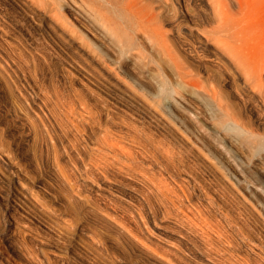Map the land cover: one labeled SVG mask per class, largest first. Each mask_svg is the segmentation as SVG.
I'll use <instances>...</instances> for the list:
<instances>
[{"label": "rangeland", "instance_id": "rangeland-1", "mask_svg": "<svg viewBox=\"0 0 264 264\" xmlns=\"http://www.w3.org/2000/svg\"><path fill=\"white\" fill-rule=\"evenodd\" d=\"M133 1L134 0H89V1L87 0L88 3L90 2L89 5L91 6L90 7L91 10L94 9V11H95V9H99V12L106 19L105 20L107 22L106 24L109 26L112 33H115L116 35H118L121 32H125L128 35V37H130V38L131 37L133 38V36H132L133 33L129 29L133 23V20H134V17H133L134 2ZM239 1H241V0H239ZM243 1H246V3H249V4H253V6L250 8V13H249V17H248V20L251 23L249 21H247V22L251 24V25L249 24L250 26L254 25L253 28L256 30L254 35H256V32H257V36L259 37V38H257V36L256 37L254 36L255 38H257L259 40V41H257L258 43L256 42L255 44H257V45L263 44L264 45V0H261L257 4H256L257 0H243ZM197 2H199V1H197ZM200 3H201V5H203L202 2H199V3H197V8H198V10L203 11L205 9V6L199 5ZM89 5H87V6L89 7ZM227 5H229V3ZM199 7H200V9H199ZM228 8L230 10V13L232 14V18H235V16L238 18V8L239 7L236 4V2L231 3V1H230V5L228 6ZM22 9H25V10H22ZM25 11L27 13H30L29 8L26 9V7H24V6L21 7V5L17 6V4H15L14 1L12 2V0H0V15H1L0 16V19H1L0 25H2L1 27H4V29H6V32H7V34H6V33H3L0 31V48L2 49V50L0 49V52H1L0 54H2V55H0V61H1L0 62V264H60L56 260H54L55 255L58 253V251H56V249L54 248V242H57V240H58V242L65 241V244L69 248L66 254L62 253V258H64V260H66V262H64L65 264H85L79 257L76 256V254H74L73 248H77V247L81 248L79 243L81 244L82 241H84L83 240L84 238H85V241H86V239L89 241L88 235H91L90 237H95V240H96V238L98 237V235H96L97 233L100 235V238H98V240L99 239L102 240L101 241L102 245L100 244V241H96V244L97 245L99 244L98 245V247H100L99 249H102V251H100V252H102V254H104V255H102V257L100 256L101 259L99 261V264H105V263L114 264L113 261H115V264H132V263L133 264H144V263L145 264H155L156 262H157L156 264H159L158 261L155 260L150 255L148 257V255L145 254L140 249V247H137L138 246L137 244L131 242L128 238H126L124 235L120 234V232H118L117 230H116L117 231L116 232L115 231L116 228H112L113 226L110 225L111 223H109L102 216L104 214L102 211L104 204H102V203L106 199V196L108 197V195H109V197H110V194H111V197H112V195L113 196L115 194L117 195L116 197H117L118 203L122 199H124V200H122V202H120V203H122L121 205H123L124 207L125 206L128 207L127 205H131L133 207L139 206V208H140L141 203H142L143 206H141V207L144 208V210L142 209L141 212H144V216L146 215V217L148 218L147 220L149 221L147 223V224H149V225H147L149 234L147 232H146V234H144L145 235V237H143L144 241L148 244V246L150 245L149 247H151V248L153 247L152 249L157 247V250H159V251H161L160 249L164 250L163 248L166 249L167 248L166 246L169 245V241H171V244L173 243V245H171V246H175V243L178 244L176 246L177 247L179 246L181 249L180 250L178 247V249L180 250L179 251L180 252L179 253V259L182 256L179 261L175 260L176 263H178V264H187V263L188 264H217L216 261L218 262V264H221V262H219V261H221L222 259L225 260L226 259L225 257H228V259L232 260V262H231V261H228V259H227L226 264L227 263L233 264L234 260L239 255L243 257V261H241L242 259L240 258V256L237 258L241 264L244 263V258L245 259L247 258L246 259L247 262L245 261L246 264H248V263L249 264H256L257 261H259V263H257V264H261L262 262L264 264V261H263L264 260L263 259L264 258V175H263L264 174V172H263L264 167L262 166V165H264V110H262L264 108L261 106L260 102H258L259 101L257 99L258 97L252 96L251 92L242 88V85L239 83L240 80H237L238 82L235 81V83H237V84L233 83L235 85V86L233 85L234 87H232V83H231L230 85H226L224 87V89H222L221 87L219 88L216 81L214 80V78L218 75V73H216V71H218V69L215 71V73L211 72L209 74V78H210V80H209L210 84L209 85L214 87L215 89L219 88L220 91L218 89L217 90H218L219 96L221 95L220 101H222L224 98H225L224 103H228L230 101L229 111L231 110V112L234 115H241L242 118L246 122H248V121L250 122V126L246 130V131H248V129L250 128L248 132H246L243 128L239 127L238 125L234 124L233 122H229V123L226 122L225 125H221L222 127L213 128L212 124L215 123L214 119L216 118L215 116H216V113L218 112V108L216 109V107H215V106H217V101H214L213 99H211L206 94V92L203 91L202 88L197 89L196 87L194 88V86L190 87V85L183 86L185 84L183 82L178 84L179 79H178V77H176L177 75L175 72H174V74L172 73L173 69L170 66L166 67L167 70L166 69L162 70V72L166 71L165 74L163 73L164 77H165V75L167 77V79L165 78L166 82H167V80H169L167 82L166 87H164V92H163V89H162L163 87H159L156 85L153 88V87L149 86V84L145 81L146 79H148V81L149 80L151 81V76L149 74H147V72L145 73V70H144L145 67L142 68L144 70V71L143 70L142 71L145 74H147L148 76L147 75L145 76V74L142 71H141V73L137 74V71L132 69L133 67L136 69V65L133 66L131 64V61H129L127 59V57H119L120 58L119 59L116 56L114 57V55L109 51L108 48H110V47L112 48L113 45H111L110 47H107L105 45L98 44V43H96L97 41H95V39H93V38L91 41L89 39L90 35L87 34V36H85L86 34H82L81 30H79V28H76V30L82 34V37L85 38V40L87 42L86 44H88V46H90L91 51L93 52V54L95 56H97L98 60L100 61V63L104 67L103 75H98L95 73L92 74V71L91 72L85 71L83 73L81 69H78V67L73 66L74 62L73 61L70 62V59H68L66 57V55L61 51V49L59 50V47H57L55 44H53L52 37L50 35H48L46 33L44 34L43 32L39 33L40 31H36L31 27L28 30L29 27H28L27 23H25L26 20L23 19L24 17L26 19L28 18ZM204 11H207V10H204ZM1 17H3V20L6 23L2 20ZM87 21H88V19H87ZM1 22L4 24H2ZM88 22L91 23L90 20ZM88 22H87V26H90V28H92L93 23L88 25ZM22 24H23V26H22ZM25 24L27 26H25ZM4 25H6V26H4ZM204 25L207 27L209 25H211V27H212L215 24L212 21H210L209 23H205ZM211 27H209V28H211ZM25 28H27V30ZM209 28H205V29H209ZM248 28H250V27H248ZM8 29L10 30L9 32H8ZM93 29H95V28L93 27ZM13 30H15V31H13ZM17 31H18V33H17ZM21 32H23V33H21ZM94 32H96V31H94ZM35 34L38 36L36 37ZM99 34H101V32ZM20 35H24L25 37L24 36L22 37ZM17 36H18V38H17ZM19 37H20V39H19ZM40 37L42 39L44 38L46 41H48L47 44H46V41L44 43V41H42V39L40 40ZM37 38H39L38 39V40H40L39 42L36 41ZM16 39H19V40L22 39V40L21 41L18 40V42H20V43L17 44ZM33 39H35V40H33ZM193 39L190 38L189 41L190 42L191 41L196 42V43H194V42L193 43L196 47H199L197 49L200 50L199 51L200 54L201 53L206 54V55H204L205 56L204 60L209 61V62H207L208 64L213 63L211 61V58L213 57V52H214L213 48L209 47V45H207V43H205L202 39H200V40L198 39L200 42L196 38L194 40ZM78 40L81 41L82 38H78ZM256 40H254L252 43H254ZM35 42H37V43H35ZM40 42L41 43L43 42L44 45H43V43L41 44ZM38 43H40L41 46H40V44L37 45ZM252 43H250V44H252ZM198 44H200V45H198ZM19 45H21V46H19ZM50 45L52 46V48ZM22 47H25L26 50ZM114 47L115 46H113V48ZM28 48L29 49L31 48L32 51L29 50ZM33 48H36L37 50L33 49ZM206 48H208V49H206ZM262 48H264V47H262ZM40 49H41V52H43L41 57L44 56V54L47 57L44 56L43 58H40L39 54H41V52L38 51ZM56 49H58V50H56ZM145 49H146L145 51L151 50L147 46ZM27 51H29V52L27 53ZM5 52L7 55L5 54ZM29 53L32 56L29 55ZM146 53H148V52H146ZM152 56H154L153 59H155V61H154L155 64L152 62V66L154 64L156 67L160 68L163 64H162L161 59H159V55L154 53V54H152ZM3 58H5V59H3ZM64 59H66L65 60L66 62L64 61ZM121 59H123V61H125V63L128 62L129 65L125 66V63ZM2 60H4V61H2ZM69 62L72 63V65ZM146 63H147V60L146 61L144 60L143 64H146ZM72 66H73V68L74 67H76V68L73 69ZM213 67L216 68V66H213ZM96 69H98V68L96 67ZM220 70H222V69L220 68ZM86 72L91 76H89ZM201 72H202V75H206V73H207L203 69L201 70ZM140 74L144 77L140 76ZM212 74L213 75L215 74V75L212 76ZM83 75H84V77H83ZM86 75H87V77H86ZM138 75H139V77H138ZM225 75H227V74H225ZM110 82L111 83L113 82V84L115 82H117L118 84H120L121 88L123 87L122 89L119 90V92L121 94H123L124 96H126L127 98H129V100H130V103L125 101L126 106L123 107L125 109H122V110L119 108L116 109V107L114 106L115 107L114 108L113 105L110 103H109L110 105H108L109 107L106 105L108 103V101L105 100L104 97H107V95L105 94V92L103 90H105V91L109 90L106 88L107 85H108V87L113 88V86H112L113 84H111ZM102 85L103 86L106 85L105 88L107 90ZM178 85H179V87H178ZM98 86H100L103 90H101V88H99ZM236 86H238V88ZM235 87L239 90L242 88L241 89L242 91L240 90V92H239V90L238 91L235 90L236 89ZM72 89H74L75 91ZM173 89H174V91H173ZM176 89H178V91H176V93L178 92V94L175 93V95H174V92ZM69 90L73 91L72 97L75 96L74 100L77 99L78 95L81 97L85 94L84 95L85 101L88 103V105L91 106L92 109L96 108V114L98 116L97 118H99L98 120L100 122V123L98 122L97 118L96 119L94 118L95 120L93 119L94 122L96 123V125H95L96 127L94 126L95 123L93 121H91V123L93 122L94 124L92 123L91 125H90V123H86V122L84 123L85 125H83L84 127L82 125H79L80 126V127H78L79 130L77 129L76 126H73L72 124L70 125V123H71L70 119H72V118L69 117L67 114L63 113V112H65V110H63V109H66V108L63 107L61 109V107L65 104L63 102L68 101V99L70 100L72 98V97H70L71 91H69ZM165 90H166V92H165ZM221 90H223V93ZM77 92H79V93H77ZM179 92H181V94ZM61 94L62 95L64 94L65 97H64V95L62 96ZM68 94H69L70 98H67V100H65L66 96L68 97ZM181 95L184 98L183 100L181 98L180 99L178 98ZM58 96L59 97L61 96V97L58 98ZM102 97L104 98V100ZM221 97H223V99ZM44 98H46V99H44ZM107 98H109V97H107ZM56 99H59L60 101H57ZM61 99L63 100V102H61L62 101ZM44 100H46V101H44ZM55 100H56V102H54ZM27 101H28V103H27ZM43 101H44V103H43ZM48 101H49V103H48ZM94 101H96V102H94ZM183 101H186L187 103L186 102L183 103ZM40 102H42L43 104H41ZM45 102H47V103H45ZM76 102L79 103L77 100H76ZM103 102H104V104H103ZM143 102H145V103H143ZM39 103L43 107L40 108ZM195 103H197V104L199 103V106L202 103L203 104L202 108L206 107V106H204V104L205 105L208 104V106L204 109V111L207 110L205 112V118L206 119L199 117L195 113V111L193 110ZM27 104L29 106H27ZM35 104H37V105H35ZM60 104H63V105H60ZM95 104H97V105H95ZM101 104H102V106H99ZM52 105L53 106L55 105V106L53 108H51ZM151 105H153L157 110H155V108L152 109ZM190 105H191V107H190ZM37 106H38V108H37ZM47 106H48V108H47ZM56 106H58V107L60 106V107L58 108ZM78 106H79V104H77V106H76L77 110H75L77 114H79L78 109H79V111L81 110V107L80 106L78 107ZM110 106L113 109H111ZM136 106H138L139 108ZM28 107H30V108H28ZM65 107H66V104H65ZM129 107L131 108V110ZM212 107H215V110ZM49 108H50V110H49ZM107 108L109 111L111 109L110 112L108 111L109 113L107 112L108 114H110L108 116H107V113L105 112V111H107ZM150 108L152 111L149 110ZM41 109L44 110L45 113L41 114V112H44ZM209 109H213V112L209 111ZM26 110L29 112H27ZM33 110L34 111L35 110L40 111L39 116L41 115L42 119L40 117H36L37 115H35ZM53 110H56L57 114L54 113L55 111H53ZM97 110H99V111H97ZM125 110L126 111L128 110L129 112L128 111L126 112ZM48 111H53V112L51 114H49L50 112H48ZM214 111H216V112H214ZM59 112H60V115L65 114L66 117L63 115L62 116L58 115ZM157 112H158V114H157ZM209 112H212L213 115L212 114L209 115ZM52 114H54V115H52ZM44 115L46 117H44ZM159 115H161L162 118ZM51 116H52V118H51ZM59 116L62 118L63 117H65V118L61 119ZM110 116H112L113 118ZM207 116L211 117V118H208ZM77 117H79V116H77ZM105 117L107 119H105ZM119 117H121V118L119 119ZM212 117H215V118L213 119ZM35 118L37 120L39 118L40 119H39V121H36V120H34ZM45 118H47V119L49 118L50 121L46 120ZM59 118H60V120L57 121V119H59ZM111 118H112L113 122L110 120ZM114 118H115V120H114ZM41 120H44L45 124L47 122V125H48L47 128L48 129L45 127L47 125H43L44 123ZM64 120L69 125L67 123L65 124ZM107 120H109V121H107ZM106 121L109 123L111 122V123L110 124L106 123ZM37 122H39V123H37ZM59 122H61V124L64 127H62V125H57V124H60ZM75 122H77V121H75ZM116 122H118V123H116ZM161 122L163 123V125L161 124ZM104 123H105V125H104ZM121 123H122V125H121ZM156 123H158V124H156ZM97 124L99 126L101 124L102 126L99 128V126ZM127 124H129V125H127ZM164 124H166V125H164ZM67 125H68V127H67ZM103 125L107 126V127L103 128ZM125 125H127V127ZM59 126H61V127H59ZM69 126L70 127L73 126V127H71L73 129V133H72V131H70ZM85 126H87V127H85ZM93 126L95 127V129ZM120 126H121V129H120ZM111 127L117 133H118V130H120L119 133L123 132V133L129 134L131 132L130 135H133V136L136 135V137L138 136L137 138L140 137L139 134H141V133H142L141 137H144L145 135L146 136L150 135V137L154 136L156 138V140L160 138V141L155 140L156 142L154 140H150V141H152L151 143L154 142L153 146H155L156 143L159 144L158 146H161L162 144H165L166 141H167L166 144L170 145L173 142V140L175 141V138H176L175 142L177 145H175V142H174V144L171 145L172 147L169 146L170 148L175 149V151L173 150V157L176 153H178L180 151H183L184 154L190 153V151L188 152L187 150L191 149V154H187V155L185 154L186 156L184 155V157H182L183 152H181L182 154L181 153L178 154V158H177V154H176L174 157L175 159H174L173 166L168 167V169H169V170H167L168 172L166 170H164L163 167H160L159 165H157V167L155 166V168H156V170H159L160 168H162L161 170L165 173L164 177L167 180L170 178V180H168V181L173 180V182H174V180L176 179L177 183H179V184H182L181 182H183L182 188L187 187L188 185L186 186V184L190 183L189 187L187 189L186 188L183 189V190H186L187 192L185 191V193L182 194V199L184 198V200L186 201L187 199L185 198V196L189 197V198L192 197L193 199L188 198L189 201L187 200V202H185L183 200L184 204L186 203L185 204L186 206L188 204H190L188 208L193 209L194 212L200 210V211L204 212L207 216L211 215V216L207 217L204 214L207 217V219L208 218L212 219L211 222L214 221L215 219L217 220L216 222L214 221L213 223L214 224L217 223L219 225V228L222 227V229L220 228L221 233L225 232L222 234V238L219 239L217 237V239H219L220 241L216 239L215 234L213 232H211V230H210V234H212V235H210V238H209V240H212L211 242H209V240L206 241L207 238H205V237L203 238L202 235H199L200 231H198V233L196 235V232L199 229L198 228L193 229L194 226L192 227L191 224H187V222H188L187 219L184 221V217L182 218L181 215H180V217L183 219V221L180 217L179 218L181 219V222L185 223L187 221L185 224L181 223L178 218H177L178 220H176V219L174 220V215H172L170 213L166 214L167 217H165L164 215L166 212L163 211V206H161L162 203L159 202V201H161L160 195H159V197L156 195L158 197V198H156V196H154L153 192H152L153 194L150 193V191L148 192L147 189L144 188V186H143L144 184L142 185L143 182H141L140 177L136 178V176H133V177L127 176V178H126V176H125L122 179H121V177L118 178L120 180V181L119 180L118 181L122 183V186L125 185L126 188H128L132 192H128L126 189L125 190L119 189L120 193L119 192L116 193L114 191L115 190L114 186H115V184L118 183V181H114V180L112 181L113 183L111 184L112 188L108 189V187H106V188L101 189L107 193H105L101 190L99 191L95 186H93L91 184V181H92L91 178H90V180H88V178L90 176L88 174H84L85 172L84 173L82 172V170L84 171L83 166H81V164L79 162H77V156H76L77 154L75 151L76 147H78L77 149H79V150L81 148L80 151L82 152L83 157H85L84 156L85 154L82 151L83 147H81L82 145L80 146V144H83V142H81L82 140L79 141L80 139L78 137H81V139H82V138H86L85 136H87V135H92V136H87V137H90V139H91V137H94L95 135L103 134L104 131H105L104 133L109 132V131L111 132L113 130ZM67 128L69 129V131ZM87 128H89V129H87ZM91 128H93V130ZM97 128H99V130ZM131 128L133 130L130 131L129 129H131ZM153 128H154V130H153ZM161 128H163V129H161ZM75 129H77V130L75 131ZM80 129H83V130H80ZM164 129H165V131H164ZM45 130H50V131H45ZM63 130H64V132H63ZM84 130H85L87 135L83 132ZM127 130L129 131V133L125 132ZM134 130L136 132L138 130V132L136 133ZM147 130H148V132H147ZM142 131L146 132L147 134L144 133V135H143ZM166 131L167 132L171 131L172 133L170 132L171 134H168V133H166ZM45 132H47L48 134L46 135ZM62 132H63V134H62ZM69 132H71L72 135ZM97 132H98V134H97ZM149 132L153 135H151ZM162 132H164V135L161 134ZM78 133L80 135L83 134V136H80ZM91 133H93V134H91ZM74 134H76V136L78 135L77 138L79 140L74 137ZM224 134H226L229 137V139L233 140L234 144H236L235 147L233 145H231L230 143H228L223 138ZM181 135L184 136L185 139L181 138ZM50 136L52 137L51 140L49 139V138H51ZM69 136L71 138H68ZM157 136H159V137H157ZM162 136H163V138H162ZM167 137H168V139L165 140ZM170 137H172V138H170ZM54 138H56V139H54ZM186 138H188V139H186ZM68 139H69V141H68ZM52 140H53V142H52ZM92 140L93 139H91L90 141H92ZM162 140H164L163 141L164 143L161 142ZM169 140H171V141L168 142ZM178 140H179V142H178ZM61 141H62V143H60ZM71 141L73 143L75 142L74 143L75 146L72 144ZM87 141H88V144L92 145V143L89 141V139H87ZM259 141H260V143H259ZM47 142H49V143L47 144ZM79 142H80V144L78 146ZM158 142H161V145ZM180 142H182V143H180ZM184 142H186V144ZM53 143L55 144L57 149L56 148L53 149L54 147H50ZM183 143H184V145H183ZM239 143H240V145H239ZM45 144H47L48 146L50 144L49 148L53 152H51L49 149H47L48 146ZM67 145H68V147H67ZM174 145H175V147H174ZM179 145H181L180 148L182 150L179 148ZM73 146H74V148H73ZM183 146L184 147L186 146L185 147V149H187L186 151H184L185 149L182 148ZM69 147H70V150H69ZM192 147L195 149H193ZM63 148L68 149L67 150L68 152L66 153L65 151H63ZM238 148H239V150H238ZM73 149H75V150H73ZM176 149H179V150H176ZM55 150H56V152H55L56 154H57L58 150H59V152H60V150L62 151L61 152L62 154L60 153L58 155V157H59L58 160H57V156H55L56 154L54 153ZM52 153L54 154L53 156H51ZM65 153L66 154L71 153V154H68V156H67ZM188 155H189V157H188ZM191 155H193V156H191ZM54 156H55V158H54ZM180 156L182 157L183 160H181ZM61 157H62L63 161L61 160ZM64 158H65V161H64ZM246 158H248V159L252 158V163L249 162L248 159H246ZM70 159H71V161L72 160L76 161L75 163H74V161H72V162L78 166L76 167L70 161ZM68 160L71 164L68 162ZM54 161L58 162V164L60 161V164H61L60 167L62 169L59 168V166L56 167V163ZM66 161L68 162V164H66ZM185 161H187V163H183ZM61 162L66 165L65 167H67V166L68 167L66 169H64L65 167ZM175 162H176V164H175ZM53 163H55V165ZM69 164L71 165V167ZM72 164L76 168H73ZM169 164H171V163H169ZM177 164H178V166H177ZM180 164H182V165L188 164L189 170H188V168H186L187 166H185L186 169L185 168L181 169V168H183L184 165L182 166ZM254 164H256V165H254ZM62 165H63V167H62ZM174 166H176L175 170L172 169ZM55 167L59 168V169L55 170ZM158 167H159V169H158ZM177 167H180V168H177ZM261 167H262V169H261ZM70 168L71 169L73 168L72 169L73 171ZM257 168H259V169H257ZM75 169H77V170L75 171ZM80 169H82V170L80 171ZM177 169H179V172L182 176L181 177L182 180L179 177L180 175L178 174V171H176ZM59 170H61L62 172ZM78 170L80 172H78ZM180 170H185V171H180ZM63 171H65V172L67 171L66 173H68V172L69 173L73 172V173L68 175V174H65V172L63 173ZM174 171H176V173ZM195 171L199 174H197ZM57 172H59V173H57ZM61 174H63V175L65 174L66 176L68 175V178L71 181V183L74 181L73 184L74 183L76 184V182L78 181L77 182L78 184L74 185V186L75 187L77 186L76 189L79 191L80 195L78 194V196H74L73 194L69 193V196H66L68 194V192H70V191H69V188H67V186H68L67 183L63 182L64 180H63ZM174 174H176L177 176H175ZM74 175H76V176H74ZM82 175H85V176H82ZM166 175H168V176H166ZM70 176L73 180L70 179ZM191 176H193V178ZM173 177H174V179H171ZM190 177L192 179H195L194 177H196L193 184H192L193 180ZM129 178H131V179L133 178L132 179L133 181ZM134 178H136L137 180ZM184 178H185L184 181H186L185 182L186 184L183 181ZM138 179H140L141 184H139L140 182ZM177 179L179 181L181 180V182H179ZM83 180H85L84 183H83ZM188 180L191 182H189ZM135 181H137V182H135ZM195 181H196V184H195ZM198 182L200 184L202 182V184L199 185ZM132 183H133V185H132ZM197 183H198V185H197ZM208 183H210V184H208ZM65 184H66V186H65ZM127 185H129V186H127ZM192 185H193V187H192ZM209 186H211V187L213 186V188H215V189H213ZM79 187L81 190L79 189ZM203 187H206L207 189H205ZM208 187L211 189H209ZM82 188H84L86 192ZM86 188L89 189L88 190L89 192L87 191ZM139 188H141V189H139ZM142 189H144L145 192L142 191ZM203 189L205 191L207 190L209 193H207V192L205 193V191H203ZM192 190H194L195 193ZM214 190H215L216 194H215ZM191 191H192V193H191ZM196 191H197V193H196ZM217 191L219 193H217ZM20 192H22V194L25 197H23L21 194H19ZM135 192H137V193L135 194ZM118 193H119V195H118ZM140 193H142V196H144V193H145V197L150 196V198L148 197L149 202H148V205H146V207L144 206L145 204L142 202V200L140 199L141 200V202H140L139 198H137V197H139L137 194L141 195ZM147 193H150V195ZM187 193L189 196L187 195ZM222 193H224V194H222ZM120 194H122V196ZM184 194H186V195H184ZM217 194H220V195H217ZM70 195H72V197ZM226 195L227 196L230 195V196L227 197ZM120 196L121 197L125 196V197L121 198ZM220 196H222V197H220ZM151 198L153 201L151 200ZM81 199H83V200H81ZM191 199H192V202H191ZM226 199H227V201H226ZM97 200H98L97 203H99L101 205L100 206L101 210H100V208H96V207L93 208L91 206V205H93L92 202H95ZM101 200H102V202H101ZM129 200L133 201V203H131ZM150 200H151V202H150ZM199 201L201 202V204L199 203ZM209 201H211V202H209ZM124 202H127L128 204H126ZM134 202H136V203H134ZM154 202H155V204L161 203V205H159V207H158L157 204L156 205L154 204ZM209 203H212L213 205L209 204ZM192 204H193V207H192ZM194 204L195 205L197 204V205L195 206ZM205 204H207L208 208H206ZM83 205H84V207H83ZM151 205H154V207L152 206L150 208ZM199 205H200V207L201 206H203V207L200 209ZM155 206H156V208H155ZM221 206H222V208H221ZM109 207H110V205H109ZM135 208L136 207H134V209ZM194 208H196L197 210ZM93 209H95V211ZM152 209L156 210V212L153 211ZM158 209H159V211H158ZM204 209H206V210H204ZM225 209H227V211ZM137 210H138V208H137ZM208 210H209V213H208ZM211 210H212V213H211ZM108 211H110V213L112 212L110 208H108ZM148 211H149V213H148ZM223 211L225 212V215L223 214ZM159 212H161V214ZM218 212H220V213H218ZM226 212H227V214H226ZM228 212H229V214H228ZM153 213H154V215H153ZM158 214H160L162 217ZM169 214H170V216L171 215L172 216L169 217ZM236 214H237V216H236ZM74 215L76 216V218H75L76 220L73 218V217H75ZM99 215H101V216H99ZM149 215H151V216H149ZM204 215H203V217H205ZM214 215L216 217L218 215V217L216 218ZM228 215H231V216L228 217ZM239 215H241V216H239ZM163 216L165 218H167V220ZM212 216H214L215 218ZM234 216H235V218H234ZM71 217L73 219H71ZM100 217L101 218L103 217L102 220ZM230 217H231L232 221L230 220ZM254 217H255V219L253 220ZM35 218L39 219L44 225H46L47 228L43 227V225H41L39 222H37ZM56 218H57V220H56ZM169 218L170 219L172 218L171 220H173V221L169 220ZM224 218L225 219L228 218V221H227V219L225 220ZM233 219H236V220H233ZM244 219H246V221ZM68 220H70L72 224L74 222H76V225L74 223L71 226V224L68 223ZM105 220H106V222H104ZM150 220L151 221L153 220L152 223ZM155 220L158 222H155ZM219 220H221V223ZM61 221L64 224H62ZM159 221L162 224L163 223L166 224L167 221L168 222L171 221V222L167 223L166 225L163 224V226H162V224L159 223ZM174 221L176 222L175 226L173 224ZM177 221L181 225H179L177 223ZM244 221H245V224L243 223ZM262 221H263V223H262ZM60 222H61V224H60ZM230 222H232V223H230ZM237 222H239V223L237 224ZM105 223L108 225H106ZM128 223H130L129 225H131V226L133 225L132 227H134V223H132V222H128ZM155 223H157V225H159L160 227H158ZM170 223H172L173 225L171 226ZM65 224H67V225L69 224V225L67 226ZM182 224H183V226H185L187 224V226L182 227ZM224 224H225V226H224ZM240 224H242L241 226H244L241 228H243L245 230L242 229V231H241V228L239 226ZM151 225H153V227H151ZM176 225H178V226H176ZM188 225H190V226H188ZM169 226L172 229L173 228L174 229L176 228V229L175 230L169 229ZM223 226L224 227L227 226L226 228H229L228 231L226 229H224ZM234 226L236 228H234ZM70 228H71V233L69 231ZM165 228H166V232L162 231V229L165 230ZM239 228H240V230H239ZM67 229H69V230H67ZM113 229L116 232V233L115 232L114 233L117 234V237H116V235H114ZM177 229H179L181 231L178 230L179 232H177L176 231ZM185 229H187V231ZM90 230H92V231H90ZM154 230H155V232H154ZM160 230L163 234L161 232H159ZM194 230L196 231L194 233V235H196V236L192 235L193 233H191V231L194 232ZM233 230L235 232H233ZM184 231H185V233H184ZM229 231H231V233ZM243 231H244V233H243ZM88 232H90V233H88ZM93 232L95 233V235ZM169 232L171 235L169 234ZM188 232H189V234H188ZM228 232L230 234L227 235L226 233H228ZM178 233H180V234L178 235ZM59 234H61L62 236ZM85 234H88V235H85ZM168 234H169V236H168ZM184 234H186V235H184ZM57 235H59V237ZM146 235H148V236H146ZM159 235H161V236H159ZM226 235L229 238L231 237L230 239L232 240V242H235V243H231L229 238H228L229 242H227L228 240H226V238H227ZM229 235H233L234 238H233V236H229ZM119 236H120V239L118 238ZM121 236H123V237H121ZM183 236H184V238H183ZM200 236H201V238H199ZM211 236H213L215 238L211 239V238H213ZM57 237L59 239H57ZM124 237H125V239H124ZM146 237L153 239L154 242L151 239L149 240L150 241L149 242L148 241L149 238L146 240L145 239ZM153 237H156V238L159 237L160 239H158V241L159 240L162 241L166 237L169 241L165 238V240H163L164 241L163 243L165 245L161 241H159V242L156 241L159 244L162 243V245L160 244V246H159V244H156V242H155V240H157V239L156 238L154 239ZM169 237L171 238V240ZM181 237L184 239V241L182 240ZM195 237H198V238L196 239ZM223 237H226V238H223ZM235 237L238 238V245H236L237 240ZM240 237H242V238H240ZM60 239H62V240H60ZM116 239H118L121 242L119 243L118 240L115 242ZM172 239L173 240L175 239L174 241H176V242H173ZM225 240H226L227 244L224 242ZM113 241H114V243H113ZM128 241H129V243H127ZM165 241H168V244H166ZM177 241H179V242H177ZM218 241H219V243H217ZM243 241H244V243H243ZM125 242H126V244H125ZM180 242H182V243H180ZM204 242L207 243V245L211 244L212 242L213 243L216 242L215 244L219 245V246H217L218 249H215L216 248L215 244L212 243L213 245H215L214 247L212 246V244L209 246H205L206 244ZM47 243H50L51 246ZM121 243H122L123 247H119V245ZM203 243L205 245H203ZM221 243H222V245H221ZM224 243H225V246H230L229 244L231 243V246L225 248V246L223 245ZM122 245H120V246H122ZM134 245H136V246H134ZM221 246H223L227 251H224L225 249L223 250V247H221ZM234 246H235V248L239 246L238 248H236L238 251L235 248H233ZM181 247H183V249H184L183 252H182ZM208 247L211 248V250H209ZM212 247L214 249V252L212 250ZM231 248H232V250H231ZM108 250H111V251L113 250L112 252L114 254L109 253ZM217 250H218V253H217ZM219 250H221L222 252L220 251V253H219ZM233 250L234 251L236 250L235 254L232 252ZM126 252H127L128 256H127V254H125ZM137 252H139V253H137ZM227 252H229L230 254ZM205 253H209V255H212L213 257L209 256L208 254H205ZM221 253H223V255ZM231 253L233 255H237V254L238 255L236 256V258H234L235 257L234 256L232 259L233 255L229 256V255H231ZM105 254L106 255L112 254V255L106 256ZM141 254H143V255H141ZM218 254H221L222 257ZM226 254L228 256H226ZM95 255H96V253H95ZM206 255L211 257L212 259L214 258V260L216 258H219L220 260L219 259L215 260V261L214 260L212 261V259L208 260V257H206ZM258 255H259V257L260 256L261 257L259 258ZM111 256L112 257L114 256L113 259H115V260H113ZM115 256H116V258H115ZM132 257H134V259L136 258L135 259L136 262L133 261L134 259ZM94 258H98V256H96ZM185 258H187V259H185ZM107 259L110 261H108ZM101 260H102V262H101ZM126 260H127V262H126ZM223 260H222V264L225 263V261H223ZM261 260H262V262H260ZM140 261H141V263H140ZM183 262H185V263H183ZM213 262H215V263H213ZM239 262H238V264H239Z\"/></svg>", "mask_w": 264, "mask_h": 264}, {"label": "bare ground", "instance_id": "bare-ground-1", "mask_svg": "<svg viewBox=\"0 0 264 264\" xmlns=\"http://www.w3.org/2000/svg\"><path fill=\"white\" fill-rule=\"evenodd\" d=\"M15 2V4H17V6L19 5H21V7H26V9H28L29 8V12L30 13H27L26 11H25V13H26V15L28 16V18L26 19L25 17L23 18L24 20H26L25 21V23H27V25H28V30L30 29V27L31 28H33L34 30H36V31H40L39 33H41V32H43L44 34L46 33V34H48V35H50L51 37H52V41H53V44H55L57 47H59V50L61 49V51L66 55V57L68 58V59H70V62H74V64H73V66H76V67H78V69H81L82 70V72L84 73L85 71H92V74L93 73H95V74H98V75H103V69H104V67L102 66V64L100 63V61L98 60V58H97V56H95L94 54H93V52L91 51V49H90V46H88V44H86L87 42H86V40H85V38H83L82 37V34H86L85 36H87V34L88 35H90L89 37V39L92 41V38L93 39H95V41H97L96 43H98V44H101V45H105V46H107V47H110L111 45H113V46H115L114 48H113V46H112V48L110 47V48H108L109 49V51L114 55V57L116 56L117 58H119V57H127V59L129 60V61H131V64L133 65V66H135L136 65V69L133 67L132 69H134L135 71H137V74L138 73H141V71L143 70L142 68L143 67H145L144 68V70H145V73L147 72V74H149L150 76H151V81L149 80L148 81V79H144L148 84H149V86H151V87H153L154 88V86H159V87H163L162 89H163V92H164V87H166V85H167V82L169 81V80H167V82H166V79H167V77H166V75H165V77H164V74H165V72H162V70H164V69H166V67L167 66H170L172 69H173V71H172V73L174 74V72L176 73V77H178V79H179V83L178 84H180L181 82H183V83H185L183 86H188V85H190V87L192 86H194V88L196 87L197 89H200V88H202L203 89V91H205L206 92V94L211 98V99H213L214 101H217V106H215L216 107V109L218 108V112L216 113V118L215 117H212L213 119H214V122L215 123H213L211 126L213 127V128H218V127H222L221 125H225L226 124V122L227 123H229V122H233L234 124H236V125H238L239 127H241V128H243L245 131L247 130V128L250 126V122L248 121V122H246L243 118H242V116L241 115H234L232 112H231V110L229 111V109H230V107H229V103H230V101L228 102V103H224V99H223V97H221L223 100L222 101H220V96H219V94H218V90H219V88L221 87L222 89H224V87L226 86V85H230L231 83H232V87H234L235 85L234 84H237V83H235V81H237V80H240V84L242 85V88H244L245 90H247V91H249V92H251L252 93V96H255V97H258L257 99L259 100L258 102H260V104H261V106L264 108V48H262V47H264V45L262 46V45H257V44H255L257 41H259L257 38H259L258 36H257V32H256V35H254L255 34V29L253 28L254 27V25H252V26H250L251 24V22L248 20V17H249V13H250V8L253 6V4H249V3H246V1H243V0H241V1H239V0H134L133 2H134V14H133V17H134V20H133V23H132V25H131V27L129 28L131 31H132V33H133V38L131 37H128V35L125 33V32H121L120 34H118V35H116L115 33H112L111 32V30H110V28H109V26L106 24L107 22L105 21L106 19L102 16V14L99 12V9H95V11H94V9L93 10H91L90 9V2L88 3L87 2V0H12V2ZM89 1V0H88ZM197 1H199V2H202L203 3V5L205 6V9L204 10H207V11H200V10H198V8H197V3H199V2H197ZM227 1V2H226ZM229 1V2H228ZM230 1H231V3L232 2H236V4L238 5V18L235 16V18H232V14L230 13V10H229V8H228V6L230 5ZM261 0H257V2H256V4L257 3H259ZM19 2V3H18ZM197 2V3H196ZM196 3V4H195ZM229 3V5H227ZM87 5H89V7L87 6ZM199 5H201V3L199 4ZM198 5V6H199ZM203 5H201V6H203ZM199 9H200V7H199ZM22 10H25V9H22ZM1 16V15H0ZM234 16V15H233ZM2 18V20H3V17H1ZM87 19H88V21L90 20L91 21V23H93V26H92V28H90V26H87ZM1 20V19H0ZM4 21V20H3ZM2 21V22H3ZM210 21H212L215 25H213L212 27H211V25H209L208 27L207 26H205L204 24L205 23H209ZM247 21H249L250 23H248ZM1 22V23H2ZM5 22V21H4ZM6 23V22H5ZM23 23V22H22ZM90 22H88V25H90L91 24ZM2 24H4V23H2ZM250 24V25H249ZM14 25V24H13ZM26 24H25V26H27ZM208 25V24H207ZM2 25H0V31L1 32H3V33H6L7 34V32H6V29H4V27H1ZM4 26H6V25H4ZM22 26H23V24H22ZM250 27V28H248V27ZM13 27V26H12ZM15 27V26H14ZM93 27L95 28V29H93ZM126 27V26H125ZM209 27H211V28H209ZM17 28V27H16ZM15 28V29H16ZM76 28H79V30H81V32H82V34L81 33H79L77 30H76ZM128 28V27H127ZM205 28H209V29H205ZM14 29V28H13ZM26 30H27V28H25ZM12 30V29H11ZM17 30V29H16ZM32 30V29H31ZM10 30L8 29V32H9ZM13 31H15V30H13ZM94 31H96V32H94ZM20 32V31H19ZM101 32V34H99V33ZM17 33H18V31H17ZM21 33H23V32H21ZM38 33V32H37ZM36 33V34H37ZM5 34V35H6ZM29 34V33H28ZM35 34V35H36ZM40 35V34H39ZM47 35V36H48ZM20 36H24V35H20ZM33 36V35H32ZM38 35H36V37H37ZM54 36V37H53ZM252 36V37H251ZM257 36V38H255V37ZM25 37V36H24ZM17 38H18V36H17ZM35 38V37H34ZM49 38V37H48ZM78 38H82V40L81 41H79L78 40ZM190 38H196L197 40L199 39H202L205 43H207V45H209V47H211V48H213V57L211 58V61L213 62V63H210V64H208L207 62H209V61H206V60H204V55H206L205 53L204 54H200V50L199 49H197V48H199V47H196L195 45H194V43H196L195 41H189V39ZM253 38V39H252ZM255 38V39H254ZM19 39H20V37H19ZM19 39H16L17 41H16V43L18 44V43H20V42H18V40ZM26 39V38H25ZM32 39V38H31ZM39 38H37V42H39L42 38L40 37V40H38ZM44 39V38H43ZM42 39V41H44V43H45V39L43 40ZM193 39V40H194ZM252 39V40H251ZM257 39V40H256ZM22 40V39H21ZM21 40H19V41H21ZM33 40H35V39H33ZM198 40V41H199ZM254 40H256L254 43H252ZM251 41V42H250ZM37 42H35V43H37ZM47 42L48 41H46V44H47ZM194 42V43H193ZM200 42V41H199ZM41 43V42H40ZM40 43H38L37 45H39ZM43 43V42H42ZM41 43V44H42ZM44 43H43V45H44ZM95 43V42H94ZM193 43V44H192ZM250 43H252V44H250ZM258 43V42H257ZM22 44V43H21ZM30 44V43H29ZM34 44V43H33ZM41 44H40V46H41ZM97 44V45H98ZM255 44V45H254ZM35 45V44H34ZM198 45H200V44H198ZM19 46H21V45H19ZM24 46V45H23ZM49 46V45H48ZM51 46V45H50ZM99 46V45H98ZM146 46L149 48V49H151L150 51H145L146 49ZM16 47V46H15ZM32 47V46H31ZM39 47V46H38ZM43 47V46H42ZM204 47V46H203ZM22 48H24L25 49V47H22ZM37 48V47H36ZM36 48H33V49H36ZM45 48V47H44ZM48 48V47H47ZM51 48H52V46H51ZM1 49V48H0ZM29 49V48H28ZM27 49V50H28ZM42 49V48H41ZM41 49L40 50H38V51H40L41 52ZM148 49V50H149ZM206 49H208V48H206ZM2 50V49H1ZM4 50V49H3ZM26 50V49H25ZM29 50H31V48L29 49ZM37 50V49H36ZM35 50V51H36ZM56 50H58V49H56ZM32 51V50H31ZM29 51H27V53H28ZM34 52V51H33ZM37 52V51H36ZM35 52V53H36ZM57 52V51H56ZM55 52V53H56ZM146 52H148V53H146ZM1 53V52H0ZM32 53V52H31ZM34 53V54H35ZM154 53H156V54H158L159 55V59H161V61H162V66L160 67V68H158V67H156L154 64V61H155V59H153V57L154 56H152V54H154ZM5 54H6V52H5ZM43 54V52H41V54H39L40 55V58H43L44 56H45V54H44V56H42L41 57V55ZM0 55H2V54H0ZM7 55V54H6ZM29 55H31L30 53H29ZM32 56V55H31ZM35 56V55H34ZM37 56V55H36ZM45 57H47V56H45ZM2 58V57H1ZM35 58V57H34ZM64 58V57H63ZM3 59H5V58H3ZM120 59V58H119ZM124 59V58H123ZM123 59H121L122 61H123ZM126 59V58H125ZM44 60V59H43ZM66 59H64V61H65ZM144 60L146 61L147 60V63L146 64H143L144 63ZM2 61H4V60H2ZM45 61V60H44ZM206 61V62H205ZM1 62V61H0ZM66 62V61H65ZM69 62V63H70ZM124 63H125V61H123ZM152 62L154 63L153 64V66H152ZM68 63V62H67ZM71 65H72V63H70ZM127 65H129L128 64V62H126L125 63V66H127ZM73 66H72V68H73ZM131 66V65H130ZM213 66H216V68L215 67H213ZM76 67H74V68H76ZM96 67L98 68V69H96ZM169 67V68H170ZM73 68V69H74ZM220 68L222 69V70H220ZM205 70L207 73H206V75H202V72H201V70ZM218 69V71H216ZM143 70V71H144ZM167 70V69H166ZM142 71V72H143ZM215 71H216V73H218V75L214 78V80L216 81V83H217V85H218V87L219 88H214V87H212V86H210L209 84V80H210V78H209V74L211 73V72H214L215 73ZM225 73V74H227V75H225L223 72ZM81 72V73H82ZM87 73V72H86ZM144 73V72H143ZM144 73V74H145ZM164 73V74H163ZM168 73V72H167ZM88 74V73H87ZM143 74V75H144ZM147 74H145V76L147 75ZM201 74V75H200ZM89 75V74H88ZM215 75V74H214ZM213 74H212V76H214ZM89 76H91V75H89ZM88 76V77H89ZM140 76H142L141 74H140ZM148 76V75H147ZM149 76V77H150ZM83 77H84V75H83ZM86 77H87V75H86ZM104 77V76H103ZM138 77H139V75H138ZM142 77H144V76H142ZM141 78V77H140ZM166 78V79H165ZM89 79V78H88ZM150 79V78H149ZM238 82V81H237ZM111 83V82H110ZM146 83V84H147ZM182 83V84H183ZM234 83V84H233ZM111 84H113V82L111 83ZM181 84V85H182ZM110 85V84H109ZM234 85V86H233ZM103 86V85H102ZM106 86V85H105ZM105 86H103L104 88H105ZM113 88H111V87H108V85H107V89H109V90H107L106 88V90L107 91H105V90H103L100 86H98L99 88H101V90H103L104 92H105V94L107 95V97H109V98H107V97H104L105 98V100H107L108 101V103L106 104L107 106L108 105H110V104H112L113 105V107L115 106L116 107V109L117 108H119V109H125V108H123V107H125L126 106V102H128V103H130V100H129V98H127L126 96H124L123 94H121L120 92H119V90L120 89H122L121 88V86H120V84H118L117 82H115L113 85ZM239 86V85H238ZM238 86H236L237 88H238ZM97 87V86H96ZM178 87H179V85H178ZM235 87V88H236ZM235 89V90H239V89ZM240 88V87H239ZM241 88V89H242ZM218 89V90H217ZM240 89V90H241ZM72 90H74V89H72ZM72 90H69V91H71V96L70 97H72ZM217 90V91H216ZM240 90H239V92H240ZM75 91V90H74ZM102 91V92H103ZM173 91H174V89H173ZM172 91V92H173ZM176 91H178V89H176L175 90V92H174V95H175V93H176ZM180 91V90H179ZM220 91V90H219ZM222 91V93H223V90H221ZM242 91V90H241ZM67 92V91H66ZM122 92V91H121ZM125 92V91H124ZM165 92H166V90H165ZM77 93H79V92H77ZM82 93V92H81ZM180 94H181V92H179ZM221 93V94H222ZM70 94V93H69ZM69 94H68V97L66 96V99L65 100H67V98H70L69 97ZM102 94V93H101ZM100 94V95H101ZM126 94V93H125ZM165 94V93H164ZM176 94H178V92L176 93ZM62 95V94H61ZM64 95V94H63ZM62 95V96H63ZM78 95V94H77ZM81 95V94H80ZM85 95V94H84ZM84 95L83 96H79L78 95V97H77V101L79 102V103H77L76 102V100H74V97H72L70 100L68 99V101H65V102H63V100L61 101V102H63V103H65L66 104V107H65V104L63 105V104H60V105H63L62 107H61V109L64 107V108H66V109H63V110H65V112H63V113H65V114H67L69 117H71L72 119H70V121H71V123H70V125L72 124L73 126H76L77 127V129L79 130V128L78 127H80L79 125H85L84 123L86 122V123H90V125L94 122V120L98 117L97 116V114H96V108L95 109H92V107L91 106H89L88 105V103L85 101V97H84ZM105 95V96H106ZM129 95V94H128ZM127 95V96H128ZM166 95V94H165ZM223 95V94H222ZM229 95V94H228ZM131 96V95H130ZM179 96V95H178ZM227 96V95H226ZM61 97V96H60ZM59 96H58V98H60ZM64 97H65V95H64ZM63 97V98H64ZM102 97V98H103ZM134 97V96H133ZM104 98H103V100H104ZM132 98V97H131ZM179 99L181 98L182 100L184 99L183 97H182V95L180 96V97H178ZM229 98V97H228ZM44 99H46V98H44ZM57 101H60L59 99H56ZM56 100L54 101V102H56ZM89 100V99H88ZM212 100V101H213ZM229 100V99H228ZM44 101H46V100H44ZM44 101H43V103H44ZM126 101V102H125ZM90 102V101H89ZM94 102H96V101H94ZM186 101H183V103H185ZM27 103H28V101H27ZM41 104H43L42 102H40ZM40 103H39V106H40V108L41 107H43L42 105H40ZM45 103H47V102H45ZM48 103H49V101H48ZM79 104V106L81 107V110L79 111V109H78V112H79V114H77L76 113V111L75 110H77L76 109V106H77V104ZM98 103V102H97ZM101 103V102H100ZM110 103V104H109ZM143 103H145V102H143ZM187 103V102H186ZM193 103V102H192ZM214 103V102H213ZM103 104H104V102H103ZM133 104V103H132ZM189 104V103H188ZM194 104V103H193ZM207 104V103H206ZM215 104V103H214ZM35 105H37V104H35ZM45 105V104H44ZM58 105V104H57ZM92 105V104H91ZM95 105H97V104H95ZM135 105V104H134ZM147 105V104H146ZM149 105V104H148ZM202 103H201V105L199 106V103L197 104V103H195V106L193 107V110L195 111V113L199 116V117H201V118H203V119H206L205 118V112L207 111H204V109L208 106V104L207 105H205L204 104V106H206V107H204V108H202ZM27 106H29L28 104H27ZM31 106V105H30ZM55 106V105H54ZM53 105H52V107L51 108H53L54 107ZM78 106V107H79ZM99 106H102V104L101 105H99ZM150 106V105H149ZM153 105H151V108L153 109V108H155L154 106L152 107ZM259 106V105H258ZM56 107H58V106H56ZM60 107V106H59ZM58 107V108H59ZM97 107V106H96ZM109 107V106H108ZM114 107V108H115ZM135 107V106H134ZM136 107H138V106H136ZM190 107H191V105H190ZM215 107H212L214 110H215ZM28 108H30V107H28ZM32 108V107H31ZM37 108H38V106H37ZM47 108H48V106H47ZM105 108V107H104ZM110 108H111V106H110ZM130 108V107H129ZM139 108V107H138ZM137 108V109H138ZM151 108L149 109V110H151ZM174 108V107H173ZM27 109V108H26ZM60 109V110H61ZM102 109V108H101ZM111 109H113V108H111ZM111 109H110V111H111ZM128 109V108H127ZM133 109V108H132ZM147 109V108H146ZM192 109V108H191ZM208 109V108H207ZM213 109H209V111H212L213 112ZM42 110V109H41ZM49 110H50V108H49ZM95 110V111H94ZM130 110H131V108H130ZM139 110V109H138ZM155 110H157L156 108H155ZM262 110H264V109H262ZM27 111V110H26ZM42 111H44V110H42ZM53 111H55L54 113H56L57 114V112H56V110H53ZM53 111H48V112H50L49 114H51ZM97 111H99V110H97ZM109 110H108V108H107V111H105L106 113L108 112ZM109 111V112H110ZM126 111V110H125ZM124 111V112H125ZM128 111V110H127ZM126 111V112H127ZM148 111V110H147ZM152 111V110H151ZM27 112H29V111H27ZM33 112L35 113V115H37L36 117H40L41 118V115L39 116V112L40 111H34L33 110ZM61 112V111H60ZM60 112L58 113V115H60ZM102 112V111H101ZM108 112V113H109ZM129 112V111H128ZM146 112V111H145ZM150 112V111H149ZM212 112H209V115H211L212 114ZM214 112H216V111H214ZM42 113H45V111L44 112H41V114ZM104 113V112H103ZM107 113V116L108 115H110V114H108ZM154 113V112H153ZM30 114V113H29ZM65 114H61L60 116H65ZM112 114V113H111ZM147 114V113H146ZM156 114V113H155ZM157 114H158V112H157ZM219 114V115H218ZM27 115V114H26ZM47 115V114H46ZM52 115H54V114H52ZM100 115V114H99ZM113 115V114H112ZM208 115V114H207ZM213 115V114H212ZM218 115V116H217ZM28 116V115H27ZM30 116V115H29ZM33 116V115H32ZM43 116V115H42ZM57 116V115H56ZM59 116V117H60ZM77 116H79V117H77ZM105 116V115H104ZM160 117H161V115H159ZM158 116V117H159ZM44 117H46L45 115H44ZM58 117V116H57ZM66 117V116H65ZM65 117H63V118H65ZM101 117V116H100ZM110 117H112V116H110ZM208 117V116H207ZM28 118V117H27ZM39 118V119H40ZM51 118H52V116H51ZM61 119H63L62 117H60ZM60 118L59 119H57V121L58 120H60ZM95 118V119H94ZM104 118V117H103ZM113 118V117H112ZM112 118L110 119L111 121H112ZM121 117H119V119H120ZM124 118V117H123ZM122 118V119H123ZM162 118V117H161ZM208 118H211V117H208ZM33 119V118H32ZM39 119L37 120L36 118L34 119V120H36V121H39ZM42 119V118H41ZM46 120H48V121H50L49 120V118L47 119V118H45ZM94 119V120H93ZM99 118H97V120H98ZM105 119H107L106 117H105ZM53 120V119H52ZM66 120V119H65ZM64 120V122H65V124L67 123L66 121ZM69 120V119H68ZM96 120V121H97ZM104 120V119H103ZM114 120H115V118H114ZM41 121H43V123H44V120H41ZM55 121V120H54ZM75 121H77V122H75ZM91 121H93L92 123H91ZM102 121V120H101ZM107 121H109V120H107ZM106 121V123H109V122H107ZM205 121V120H204ZM63 122V121H62ZM63 122V123H64ZM98 122H99V120H98ZM104 122V121H103ZM113 122V121H112ZM37 123H39V122H37ZM60 124H57V125H62L61 124V122H59ZM95 123V122H94ZM93 123V124H94ZM100 123V122H99ZM98 123V124H99ZM111 123V122H110ZM109 123V124H110ZM116 123H118V122H116ZM126 123V122H125ZM68 124V123H67ZM97 124V125H98ZM114 124V123H113ZM156 124H158V123H156ZM160 124V123H159ZM161 124L163 125V123L161 122ZM160 124V125H161ZM43 125H47V122H46V124L44 123ZM69 125V124H68ZM68 125H67V127H68ZM87 125V124H86ZM96 125V123L94 124V126ZM104 125H105V123H104ZM103 125V128L104 127H107V126H104ZM115 125V124H114ZM120 125V124H119ZM121 125H122V123H121ZM127 125H129V124H127ZM127 125H125L126 127H127ZM164 125H166V124H164ZM73 126H71V127H73ZM88 126V125H87ZM87 126H85V127H87ZM93 126V127H94ZM99 126V125H98ZM102 125L100 124V126H99V128L101 127ZM111 126V125H110ZM113 126V125H112ZM131 126V125H130ZM46 128L48 127V125L47 126H45ZM59 127H61V126H59ZM62 127H64L63 125H62ZM66 127V126H65ZM70 127V126H69ZM69 128L70 129V131H72V133H73V129L72 128ZM75 127V128H76ZM84 127V126H83ZM96 127V126H95ZM95 127H94V129H95ZM154 127V126H153ZM156 127V126H155ZM163 127V126H162ZM166 127V126H165ZM43 128V127H42ZM99 128H97L98 130H99ZM112 128V127H111ZM118 128V127H117ZM123 128V127H122ZM130 128V127H129ZM48 129V128H47ZM66 129V128H65ZM68 129V128H67ZM69 129H68V131H69ZM77 129H75V131L77 130ZM87 129H89V128H87ZM92 130H93V128H91ZM113 129V128H112ZM120 129H121V126H120ZM157 129V128H156ZM161 129H163V128H161ZM160 129V130H161ZM250 129V128H249ZM249 129H248V131H249ZM80 130H83V129H80ZM125 130V129H124ZM130 131L131 130H133L132 128L131 129H129ZM152 130V129H151ZM153 130H154V128H153ZM45 131H50V130H45ZM88 131V130H87ZM101 131V130H100ZM99 131V132H100ZM115 130L113 129L111 132L109 131V132H106V133H104L103 132V134H101V135H93L94 137H91V139H93L92 141H90L91 139H90V137H87V136H92V135H87L86 134V132H85V130L83 131L87 136H85L86 138H82L81 139V137H78V135L76 136V134H74V137L76 138V139H78L79 141H81V142H83V144H80V142L78 143V146H79V144H80V146L81 147H83L82 148V151H83V153L85 154L84 156L85 157H83V154H82V152L80 151L81 150V148H80V150L79 149H77L78 147H76V150L75 149H73V150H75L76 151V156H77V162H79L80 164H81V166H83V169H84V171L82 170V169H80V171L82 170V172L84 173V174H88L90 177L88 178V180H90V178H91V184L93 185V186H95L99 191L101 190V189H103V188H106V187H108V189L109 188H112L111 186V184L113 183L112 181L114 180V181H118L119 179L118 178H120L121 177V179L122 178H124L125 176H126V178H127V176L128 177H133V176H136V178L138 177H140V179H141V182H143L142 183V185L144 186V188H146L147 189V191L149 192L150 191V193H154V196H158L159 197V195H160V199H161V201H159V202H161L162 203V205H161V203L160 204H157V206L159 207V205H161V206H163V211L164 212H166L165 213V217H167V215L166 214H168V213H170V214H172V215H174V220L176 219V220H180V222H181V219L184 217V221L187 219V224H191V226L193 227V229H199V230H197V232L194 230V232H192L191 231V233H193L192 235H194V233L196 232V235H197V233H198V231H200L199 233V235H202L203 236V238L205 237V238H207L206 239V241L207 240H209V238H210V235H212V234H210V230H211V232H213L214 234H215V236H216V239H217V237L220 239V238H222V234L223 233H225V232H223V233H221V229H222V227H220L219 228V225L217 224V223H213L214 221L216 222L217 220L215 219L214 221H212L211 222V220L212 219H207V217L208 216H211V215H206L204 212H202V211H200V210H198V211H196V212H194V210L193 209H189L188 207H189V205L190 204H188L187 206L184 204V202H183V200H184V198L182 199V194L183 193H185V191L186 190H183V189H187L188 187H189V184H186L185 182L186 181H184L185 180V178L183 179V181H184V183L186 184V186L187 187H183L182 188V185H183V182H181V180H182V176H181V174H180V172H179V169H177L176 171H178V174L180 175L179 177H180V181L179 182H181L182 184H179V183H177V181H176V179L174 180V182H173V180H171V181H168V180H170V178L167 180L164 176H165V173L161 170L162 168H160L159 169V167H158V169L159 170H156V168H155V166L157 167V165H159L160 167H163L164 168V170H169L168 169V167L169 166H173V163H174V157H175V155L177 154V158H178V154H180L181 152H183V151H180V152H178V153H174L175 155H174V157H173V150L175 151V149H172V148H170L169 146H171L172 144H174V142L176 141V138H175V141L173 140V142L170 144V145H167L166 143H167V141H166V145L165 144H162L161 145V142L162 143H164L163 141L164 140H162L161 142H158V143H160V145L161 146H158L159 144H157L156 143V145L155 146H153L154 145V142L153 143H151L152 141H150V140H156V138L154 137V136H151L150 137V135H148V136H144V137H141V134H139V138H137L136 137V135H130L131 134V132L129 133V131L127 130V131H125V132H128L129 134H127V133H119V131L120 130H118V133L115 131ZM123 131V130H122ZM135 131V130H134ZM150 131V130H149ZM164 131H165V129H164ZM173 131V130H172ZM248 131H246V132H248ZM63 132H64V130H63ZM63 132H62V134H63ZM67 132V131H66ZM82 132V131H81ZM94 132V131H93ZM136 132V131H135ZM134 132V133H135ZM137 132H138V130H137ZM136 132V133H137ZM143 132V131H142ZM147 132H148V130H147ZM151 132V131H150ZM149 132V133H150ZM155 132V131H154ZM161 132V131H160ZM171 132V131H170ZM169 131L167 132L166 131V133H168V134H171ZM46 133V135L48 134L47 132H45ZM69 133H71V132H69ZM72 133H71V135H72ZM133 133V134H134ZM144 133H146V132H143V135H144ZM148 133V134H149ZM152 133V132H151ZM150 133V134H151ZM159 133V132H158ZM180 133V132H179ZM50 134V133H49ZM61 134V133H60ZM65 134V133H64ZM79 134V133H78ZM84 134V135H85ZM91 134H93V133H91ZM97 134H98V132H97ZM147 134V133H146ZM162 135H164V132H162L161 133ZM175 134V133H174ZM178 134V133H177ZM52 135V134H51ZM56 135V134H55ZM67 135V134H66ZM70 135V134H69ZM70 135V136H71ZM80 135V134H79ZM151 135H153V134H151ZM157 135V134H156ZM160 135V134H159ZM173 135V134H172ZM184 135V134H183ZM201 135V134H200ZM49 136V135H48ZM57 136V135H56ZM68 136V135H67ZM68 137V138H71V137ZM80 136H83V134L82 135H80ZM161 136V135H160ZM167 136V135H166ZM51 137V136H50ZM64 137V136H63ZM78 137V138H77ZM157 137H159V136H157ZM187 137V136H186ZM203 137V136H202ZM61 138V137H60ZM59 138V139H60ZM65 138V137H64ZM162 138H163V136H162ZM161 138V139H162ZM165 138V137H164ZM170 138H172V137H170ZM178 138V137H177ZM181 138H183V139H185L184 138V136H182L181 135ZM228 143H230L231 145H233L234 147L236 146V144H234V142H233V140L232 139H229V137L226 135V134H224V137H223ZM48 139V138H47ZM50 140L52 139V137L51 138H49ZM54 139H56V138H54ZM67 139V138H66ZM87 139H89V141L92 143V145H90V144H88V141H87ZM168 139V137L165 139V140H167ZM186 139H188V138H186ZM157 140H159L160 141V138L159 139H157ZM156 140V141H157ZM66 141V140H65ZM68 141H69V139H68ZM77 141V140H76ZM87 141V142H86ZM155 141V142H156ZM171 140H169L168 142H170ZM183 141V140H182ZM185 141V140H184ZM52 142H53V140H52ZM59 142V141H58ZM72 142V141H71ZM178 142H179V140H178ZM49 142H47V144H48ZM60 143H62V141L60 142ZM65 143V142H64ZM69 143V142H68ZM75 143V142H74ZM74 143L72 142V144L74 145ZM77 143V142H76ZM180 143H182V142H180ZM179 143V144H180ZM185 144H186V142H184ZM184 143H183V145H184ZM259 143H260V141H259ZM47 144H45V145H47ZM152 144V145H151ZM169 144V143H168ZM71 145V144H70ZM175 145H177L176 144V142H175ZM175 145H174V147H175ZM239 145H240V143H239ZM48 146V145H47ZM46 146V147H47ZM49 146H50V144H49ZM49 146L47 147V149H49L50 150V148H49ZM65 146V145H64ZM63 146V147H64ZM72 146V145H71ZM75 146V145H74ZM74 146H73V148H74ZM180 146L181 145H179V148H180ZM192 146V145H191ZM50 147H54L53 149H55L56 148V146H55V144L53 143ZM67 147H68V145H67ZM172 147V146H171ZM173 147V148H174ZM177 147V146H176ZM186 147V146H185ZM185 147L183 146L182 148H184L185 149ZM178 148V147H177ZM189 148V147H188ZM191 148V147H190ZM193 148V147H192ZM57 149V148H56ZM181 149V148H180ZM193 149H195V148H193ZM48 150V151H49ZM68 149H66V148H63V151H65L66 153L68 152L67 151ZM69 150H70V147H69ZM72 150V151H73ZM176 150H179V149H176ZM182 150V149H181ZM187 149H185L184 151H186ZM237 150V149H236ZM238 150H239V148H238ZM51 151V150H50ZM188 152L190 151V153H187V154H191V149L190 150H187ZM246 151V150H245ZM51 152H53V151H51ZM56 152V150L54 151V153ZM58 152H59V150H58ZM57 152V154L55 155V156H57V160H58V155L62 152L61 150H60V152L58 153ZM193 152V151H192ZM48 153V152H47ZM65 153V154H66ZM247 153V152H246ZM62 154V153H61ZM68 154H71V153H68ZM68 154H66L67 156H68ZM75 154V153H74ZM182 154V153H181ZM186 154V153H185ZM184 152H183V155H182V157H184ZM186 154V155H187ZM194 154V153H193ZM249 154V153H248ZM54 154L52 153V155L51 156H53ZM185 155V156H186ZM55 156H54V158H55ZM70 156V155H69ZM75 156V157H76ZM191 156H193V155H191ZM64 157V156H63ZM71 157V156H70ZM182 157L180 156V158H181V160H183L182 159ZM188 157H189V155H188ZM176 158V159H177ZM179 158V159H180ZM67 159V158H66ZM69 159V158H68ZM187 159V158H186ZM190 159V158H189ZM246 159H248V158H246ZM56 160V159H55ZM56 160V161H57ZM61 160H62V157H61ZM178 160V159H177ZM56 161H54L55 163H56V167H58L59 166V168H61L60 166H61V164H60V161H59V164H58V162H56ZM63 161V160H62ZM64 161H65V158H64ZM70 161H71V159H70ZM72 161H74V160H72ZM71 161V162H72ZM248 161L249 162H251L252 163V158L250 159H248ZM68 162H69V160H68ZM68 162L66 161V164H68ZM76 161H74V163H75ZM180 162V161H179ZM55 163H53L54 165H55ZM62 163V162H61ZM70 163V162H69ZM73 163V162H72ZM73 163V164H74ZM78 163V164H79ZM169 163H171V164H169ZM183 163H187V161H185V162H183ZM63 165H64V167L66 166L64 163H62ZM71 164V163H70ZM69 164V165H70ZM72 164V165H73ZM175 164H176V162H175ZM189 164V163H188ZM188 164H180V165H182L183 166V168H181V169H184L185 168V166H187L186 168H188ZM259 164V163H258ZM63 165H62V167H63ZM76 167L78 166V165H76V164H74ZM74 165H73V168H76V167H74ZM254 165H256V164H254ZM177 166H178V164H177ZM263 167H264V165H262ZM55 167V170L56 169H59V168H56ZM68 167V166H67ZM67 167H65L64 169H66ZM70 167H71V165H70ZM175 167L176 166H174L172 169L173 170H175ZM181 167V166H180ZM180 167H177V168H180ZM72 168V169H73ZM79 168V167H78ZM185 168V169H186ZM62 169V168H61ZM71 169V168H70ZM71 169V170H72ZM257 169H259V168H257ZM261 169H262V167H261ZM77 169H75V171H76ZM188 170H189V168H188ZM191 170V169H190ZM193 170V169H192ZM59 171H61V170H59ZM70 171V170H69ZM73 171V170H72ZM79 170H78V172H80ZM176 171H174L175 173H176ZM180 171H185V170H180ZM55 172V171H54ZM62 172V171H61ZM65 171H63V173H64ZM67 172V171H66ZM65 172V174H68V175H70V174H72V173H66ZM168 172V171H167ZM170 172V171H169ZM173 172V171H172ZM171 172V173H172ZM188 172V171H187ZM196 172V171H195ZM210 172V171H209ZM264 172V171H263ZM56 173V172H55ZM57 173H59V172H57ZM75 173V172H74ZM170 173V174H171ZM189 173V172H188ZM192 173V172H191ZM197 173V172H196ZM63 175V174H61L62 175V178H63V182H65V183H67V188H69V191L70 192H68V194L66 195V196H69V193H71V194H73L74 196H78V194H79V191L76 189V187L74 186V185H77L78 183V181L76 182V184L74 183L73 184V182L71 183V181L69 180V178H68V175L66 176V175ZM76 174V173H75ZM80 174V173H79ZM78 174V175H79ZM167 174V173H166ZM186 174V173H185ZM193 174V173H192ZM191 174V175H192ZM197 174H199V173H197ZM56 175V174H55ZM77 175V174H76ZM76 175H74V176H76ZM172 175V174H171ZM175 176H177L176 174H174ZM188 175V174H187ZM209 175V174H208ZM264 175V174H263ZM57 176V175H56ZM73 176V175H72ZM81 176V175H80ZM82 176H85V175H82ZM159 176V177H158ZM166 176H168V175H166ZM189 176V175H188ZM55 177V176H54ZM61 177V176H60ZM59 177V178H60ZM192 178H193V176H191ZM190 177V178H191ZM136 178H134V179H136ZM177 178V177H176ZM188 178V177H187ZM191 178V179H192ZM195 179H196V177H194ZM70 179L71 180H73L72 178H71V176H70ZM85 179V178H84ZM129 179H131V178H129ZM133 179V178H132ZM131 179V180H132ZM140 179H138L139 180V182H140ZM160 179V180H159ZM171 179H174V177L173 178H171ZM195 179H192L193 180V182H192V184L194 183V180ZM61 180V179H60ZM77 180V179H76ZM87 180V181H88ZM128 180V179H127ZM126 180V181H127ZM137 180V179H136ZM159 180V181H158ZM187 180V179H186ZM190 180V179H189ZM188 180V181H189ZM62 181V180H61ZM84 181L85 180H83V183H84ZM120 181V180H119ZM118 181V183L117 184H115V192L117 193V192H119L120 193V191H119V189H126L128 192H132L131 190H129L128 188H126V186L124 187V186H122V183L121 182H119ZM133 181V180H132ZM131 181V182H132ZM187 181V182H188ZM128 182V181H127ZM135 182H137V181H135ZM141 182L139 183V184H141ZM189 182H191V181H189ZM124 183V182H123ZM134 183V182H133ZM133 183H132V185H133ZM199 183V182H198ZM198 183H197V185H198ZM87 184V183H86ZM90 184V185H91ZM129 184V183H128ZM131 184V183H130ZM195 184H196V181H195ZM201 184H202V182H201ZM200 183H199V185H201ZM204 184V183H203ZM208 184H210V183H208ZM216 184V183H215ZM88 185V184H87ZM105 185V186H104ZM213 185V184H212ZM217 185V184H216ZM215 185V186H216ZM65 186H66V184H65ZM80 186V185H79ZM104 186V187H103ZM127 186H129V185H127ZM141 186V185H140ZM142 186V187H143ZM185 186V185H184ZM205 186V185H204ZM208 186V185H207ZM218 186V185H217ZM221 186V185H220ZM192 187H193V185H192ZM191 187V188H192ZM195 187V186H194ZM209 187H211V186H209ZM208 187V188H209ZM66 188V187H65ZM93 188V187H92ZM91 188V189H92ZM197 188V187H196ZM203 188H205V189H207L206 187H203ZM211 188H213V186L211 187ZM211 188H209V189H211ZM79 189H80V187H79ZM82 189H84V188H82ZM87 189V188H86ZM139 189H141V188H139ZM194 189V188H193ZM213 189H215V188H213ZM81 190V189H80ZM89 189H87V191H88ZM111 190V189H110ZM198 190V189H197ZM201 190V189H200ZM217 190V189H216ZM84 191H85V189H84ZM101 191H103V190H101ZM107 191V190H106ZM113 191V190H112ZM113 191V192H114ZM136 191V190H135ZM142 191H144V189H142ZM146 191V192H147ZM193 192H194V190H192ZM192 191H191V193H192ZM199 191V190H198ZM203 191H205L204 189H203ZM202 191V192H203ZM86 192V191H85ZM89 192V191H88ZM96 192V191H95ZM103 192H105V191H103ZM141 192V191H140ZM145 192V191H144ZM187 192V191H186ZM200 192V191H199ZM209 193L207 190L205 191V193ZM213 192V191H212ZM214 192H215V190H214ZM213 192V193H214ZM67 193V192H66ZM81 193V192H80ZM91 193V192H90ZM89 193V194H90ZM105 193H107V192H105ZM109 193V192H108ZM119 193H118V195H119ZM134 193V192H133ZM137 192H135V194H136ZM150 193H147V194H149L150 195ZM152 193V194H153ZM189 193V192H188ZM188 193H187V195H188ZM190 193V194H191ZM195 193V192H194ZM196 193H197V191H196ZM201 193V192H200ZM217 193H219L218 191H217ZM19 194H21L23 197H25L23 194H22V192H20ZM82 194V193H81ZM96 194V193H95ZM114 194V193H113ZM128 194V193H127ZM141 195H139V194H137L139 197H137V198H139V200L141 199L142 200V202L145 204L144 206L146 207V205H148V197L150 198V196H148V197H145V193H144V196H142V193H140ZM212 194V193H211ZM215 194H216V192H215ZM222 194H224V193H222ZM80 195V194H79ZM85 195V194H84ZM91 195V194H90ZM100 195V194H99ZM104 195V194H103ZM108 195V194H107ZM121 196H122V194H120ZM132 195V194H131ZM184 195H186V194H184ZM183 195V196H184ZM198 195V194H197ZM217 195H220V194H217ZM71 197H72V195H70ZM73 196V197H74ZM117 195L115 194L114 196L112 195V197H111V194H110V197H109V195H108V197L106 196V199L104 200V202L102 203V204H104V207L102 208V211H103V217L109 222V223H111L110 225H112L113 227L112 228H116L115 229V231L117 230L118 232H120V234H122V235H124L126 238H128L131 242H133V243H135V244H137L138 246L137 247H140V249L145 253V254H147L148 255V257H149V255L151 256V257H153L155 260H157L158 261V263L159 264H178V263H176V261L175 260H180L181 259V257H180V259H179V251L181 250L180 249V247H179V249H178V247L176 246V245H178V244H176L175 243V246H171V245H173V243L171 244V241H169L166 237V239L169 241V245H167L166 247V249L165 248H163L164 250H162V249H160L161 251H159V250H157V247H155L154 249H152L151 247H149L148 246V244L144 241V238L143 237H145V235L144 234H146V232L148 233V227H147V225H149V224H147L149 221L147 220L148 218L146 217V215L144 216V212H141V210L143 209L144 210V208H142L141 206H143L142 205V203H141V206H140V208H139V206L137 207V206H134V207H136L135 209H134V207L133 206H131V205H127L128 207H124L123 205H121L122 203H120V202H122V200H124V199H122L119 203H118V200H117V197H116ZM120 196V197H121ZM133 196V195H132ZM156 196V198H158ZM189 196V195H188ZM203 196V195H202ZM227 196V195H226ZM228 196H230V195H228ZM227 196V197H228ZM81 197V196H80ZM79 197V198H80ZM123 197H125V196H123ZM123 197H121V198H123ZM195 197V196H194ZM220 197H222V196H220ZM225 197V196H224ZM85 198V197H84ZM97 198V197H96ZM95 198V199H96ZM100 198V197H99ZM102 198V197H101ZM104 198V197H103ZM129 198V197H128ZM133 198V197H132ZM136 198V199H137ZM185 198L189 201V199L190 198H192V197H186L185 196ZM189 198V199H188ZM71 199V198H70ZM94 199V200H95ZM98 199V198H97ZM134 199V198H133ZM193 199V198H192ZM192 199H191V202H192ZM80 200V199H79ZM81 200H83V199H81ZM131 200V199H130ZM129 200V201H130ZM138 200V199H137ZM138 200V201H139ZM141 200H140V202H141ZM151 200H152V198H151ZM151 200H150V202H151ZM157 200V199H156ZM187 200L185 201V202H187ZM69 201V200H68ZM75 201V200H74ZM91 201V200H90ZM127 201V200H126ZM137 201V202H138ZM153 201V200H152ZM226 201H227V199H226ZM76 202V201H75ZM98 202V200L97 201H95V202H92V204L94 205H91L93 208L94 207H96V208H100V210H101V205L99 204V203H97ZM101 202H102V200H101ZM131 203H133V201H130ZM129 202V203H130ZM157 202V201H156ZM209 202H211V201H209ZM71 203V202H70ZM73 203V202H72ZM80 203V202H79ZM83 203V202H82ZM124 203H126V204H128L127 202H124ZM123 203V204H124ZM134 203H136V202H134ZM189 203V202H188ZM199 203L201 204V202L199 201ZM224 203V202H223ZM227 203V202H226ZM75 204V203H74ZM77 204V203H76ZM88 204V203H87ZM125 204V205H126ZM151 204V203H150ZM149 204V205H150ZM154 204H155V202H154ZM155 204V205H156ZM198 204V203H197ZM196 204V205H197ZM209 204H212V203H209ZM225 204V203H224ZM78 205V204H77ZM80 205V204H79ZM109 205H110V207H109ZM195 205V204H194ZM195 205V206H196ZM213 205V204H212ZM154 207V205H151L150 206V208L151 207ZM205 206H206V208H208L207 207V204H205ZM204 206V207H205ZM225 206V205H224ZM83 207H84V205H83ZM157 207V208H158ZM191 207V206H190ZM192 207H193V204H192ZM203 206H201L200 207V205H199V208L201 209ZM108 208H110L111 209V213H110V211H108ZM137 208H138V210H137ZM148 208V207H147ZM155 208H156V206H155ZM198 208V207H197ZM198 208V209H199ZM221 208H222V206H221ZM225 208V207H224ZM223 208V209H224ZM132 211H131V210ZM149 209V208H148ZM147 209V210H148ZM162 209V208H161ZM160 209V210H161ZM194 209H196V208H194ZM229 209V208H228ZM94 211H95V209H93ZM153 211H155L156 212V210H154V209H152ZM197 210V209H196ZM204 210H206V209H204ZM221 210V209H220ZM226 211H227V209H225ZM146 211V210H145ZM150 211V210H149ZM149 211H148V213H149ZM158 211H159V209H158ZM222 211V210H221ZM229 211V210H228ZM99 212V211H98ZM101 212V211H100ZM129 212V213H128ZM147 212V211H146ZM152 212V211H151ZM154 212V213H155ZM162 212V211H161ZM161 212H159L160 214H161ZM216 212V211H215ZM232 212V211H231ZM75 213V212H74ZM147 213V214H148ZM154 213H153V215H154ZM208 213H209V210H208ZM211 213H212V210H211ZM218 213H220V212H218ZM233 213V212H232ZM77 214V213H76ZM75 214V215H76ZM146 214V213H145ZM160 214H158V215H160ZM170 214H169V217H171L170 216ZM207 216H205V215ZM223 214L225 215V212L223 211ZM226 214H227V212H226ZM228 214H229V212H228ZM234 214V213H233ZM232 214V215H233ZM74 215V216H75ZM101 215H99V216H101ZM152 215V214H151ZM151 215H149V216H151ZM180 215H181V217H180ZM203 215L205 216V217H203ZM73 216V215H72ZM161 216V215H160ZM159 216V217H160ZM163 216V217H164ZM215 216V215H214ZM214 216H212V217H214ZM229 216H231V215H228V217ZM236 216H237V214H236ZM239 216H241V215H239ZM243 216V215H242ZM60 217V216H59ZM102 217V218H103ZM155 217V216H154ZM162 217V216H161ZM164 217V218H165ZM181 219H180V218ZM216 217V216H215ZM214 217V218H215ZM217 217H218V215H217ZM216 217V218H217ZM245 217V216H244ZM250 217V216H249ZM74 219L76 218V216L75 217H73ZM72 217H71V219H73ZM101 218V217H100ZM102 218H101V220H102ZM150 218V217H149ZM157 218V217H156ZM163 218V219H164ZM178 218V219H177ZM234 218H235V216H234ZM36 219V218H35ZM70 219V220H71ZM151 219V218H150ZM159 219V218H158ZM161 219V218H160ZM166 220H167V218H165ZM172 219V218H171ZM170 218H169V220H171ZM225 219V218H224ZM227 219V221H228V218H226ZM225 219V220H226ZM255 219V217L253 218V220ZM257 219V218H256ZM56 220H57V218H56ZM70 220H68V223L69 224H71V226L75 223V225H76V222H74L73 224L71 223V221ZM76 220V219H75ZM106 220L104 221V222H106ZM128 222H132V223H134V227H132L131 225H129L130 223H128ZM154 220V219H153ZM152 220V221H153ZM165 220V221H166ZM223 220V219H222ZM230 220H231V217H230ZM233 220H236V219H233ZM239 220V219H238ZM237 220V221H238ZM241 220V219H240ZM245 221H246V219H244ZM36 221L37 222H39L41 225H43V227H45V228H47L46 227V225H44L39 219H36ZM59 221V220H58ZM57 221V222H58ZM73 221V220H72ZM151 221V220H150ZM152 221H151V223H152ZM171 221H173V220H171ZM171 221H169V222H171ZM182 221H183V219H182ZM220 221V223H221V220H219ZM226 221V222H227ZM232 221V220H231ZM242 221V220H241ZM245 221L243 222L244 224H245ZM62 222V221H61ZM61 222H60V224H61ZM155 222H158V221H156L155 220ZM164 222V221H163ZM168 221H167V223H169ZM185 222V223H186ZM234 222V221H233ZM59 223V222H58ZM66 223V222H65ZM154 223V222H153ZM159 223H161L160 221H159ZM158 223V224H159ZM166 223V222H165ZM166 223V224H167ZM175 221H174V226H175ZM177 223H178V221H177ZM181 223H184V222H181ZM184 223V224H185ZM228 223V222H227ZM230 223H232V222H230ZM239 222H237V224H238ZM241 223V222H240ZM262 223H263V221H262ZM57 224V223H56ZM62 224H64L63 222H62ZM68 224V225H69ZM106 224V223H105ZM156 225H157V223H155ZM162 224V223H161ZM160 224V225H161ZM164 224V223H163ZM163 224H162V226H163ZM166 224H164V225H166ZM171 224V226L173 225L172 223H170ZM179 224V223H178ZM187 224L185 225V226H187ZM199 224V225H198ZM236 224V225H237ZM58 225V224H57ZM65 225H67V224H65ZM67 225V226H68ZM106 225H108V224H106ZM179 225H181V224H179ZM233 225V224H232ZM242 224H240L239 226H240V228L241 227H244V226H241ZM60 226V225H59ZM155 226V225H154ZM158 227H160L159 225H157ZM176 226H178V225H176ZM185 226H183V224H182V227H185ZM188 226H190V225H188ZM224 226H225V224H224ZM223 226V228L224 229H226L227 231H228V229L229 228H226V227H224ZM230 226V225H229ZM63 227V226H62ZM66 227V226H65ZM75 227V226H74ZM110 227V226H109ZM151 227H153V225H151ZM150 227V228H151ZM157 227V228H158ZM181 227V226H180ZM179 227V228H180ZM73 228V227H72ZM156 228V229H157ZM190 228V227H189ZM231 228V227H230ZM234 228H236L235 226H234ZM240 228H239V230H240ZM152 229V228H151ZM150 229V230H151ZM169 229H172L170 226H169ZM176 229V228H175ZM174 228L172 229V230H175ZM238 229V228H237ZM236 229V230H237ZM242 229L243 228H241V231H242ZM59 230V229H58ZM62 230V229H61ZM65 230V229H64ZM67 230H69V229H67ZM179 229H177L176 231L177 232H179V231H181V230H179ZM184 230V229H183ZM182 230V231H183ZM186 231H187V229H185ZM192 230V229H191ZM235 230V229H234ZM233 230V232H235ZM238 230V231H239ZM243 230H245V229H243ZM60 231V230H59ZM63 231V230H62ZM70 233H71V228H70ZM90 231H92V230H90ZM114 231V229H113V233L115 232ZM116 231V232H117ZM145 231V232H144ZM162 231H165L166 232V228H165V230L164 229H162ZM190 231V230H189ZM225 231V230H224ZM240 231V232H241ZM61 232V231H60ZM68 232V231H67ZM115 232V233H116ZM154 232H155V230H154ZM153 232V233H154ZM159 232H161V230L159 231ZM230 233H231V231H229ZM226 233L227 235L228 234H230V233ZM239 232V233H240ZM246 232V231H245ZM84 233V232H83ZM87 233V232H86ZM88 233H90V232H88ZM94 233V232H93ZM114 233V235H116V237H117V234H115ZM157 233V232H156ZM162 233V232H161ZM160 233V234H161ZM174 233V232H173ZM176 233V232H175ZM184 233H185V231H184ZM237 233V232H236ZM235 233V234H236ZM242 233V232H241ZM243 233H244V231H243ZM92 234V233H91ZM119 234V233H118ZM149 234V233H148ZM159 234V233H158ZM163 234V233H162ZM167 234V233H166ZM169 234H170V232H169ZM169 234H168V236H169ZM180 233H178V235H179ZM183 234V233H182ZM181 234V235H182ZM188 234H189V232H188ZM233 234V233H232ZM59 235H61V234H59ZM59 235H57L58 237H59ZM85 235H88V234H85ZM94 235H95V233H94ZM96 235H98V237L96 238V240H95V237H90L91 235H88L89 236V241L86 239V241H85V238L83 239L84 241H82V243L80 244L79 243V245L81 246V248L80 247H77V248H73V252H74V254H76V256L77 257H79L85 264H99V261H100V256L102 257V255H104V254H102V252H100V251H102V249H99L100 247H98V245L96 244V241H100V244H101V239H99L98 240V238H100V235L97 233ZM171 235V234H170ZM180 235V236H181ZM184 235H186V234H184ZM196 235H194V236H196ZM227 235H226V237H227ZM237 235V234H236ZM235 235V236H236ZM245 235V234H244ZM62 236V235H61ZM82 236V235H81ZM84 236V235H83ZM87 236V237H88ZM146 236H148V235H146ZM159 236H161V235H159ZM163 236V235H162ZM179 236V237H180ZM188 236V235H187ZM229 236H233V235H229ZM57 237V239H59ZM121 237H123V236H121ZM125 237H124V239H125ZM172 237V236H171ZM186 237V236H185ZM211 237H213V236H211ZM226 237H223V238H226ZM66 238V237H65ZM119 239H120V236L118 237ZM149 237H146L145 239L147 240ZM154 239L156 238V237H153ZM163 238V237H162ZM165 238L163 239V240H165ZM170 238V237H169ZM177 238V237H176ZM182 238V237H181ZM183 238H184V236H183ZM182 238V240L184 241V239ZM196 239L198 238V237H195ZM199 238H201V236L199 237ZM215 237H213V238H211V239H214ZM228 238L229 237H227L226 238V240H228ZM231 238V237H230ZM229 238V239H230ZM233 238H234V236H233ZM236 238V237H235ZM240 238H242V237H240ZM56 239V240H57ZM103 239V238H102ZM114 239V238H113ZM151 238H149L148 239V241L150 240ZM157 240H155V242L157 241V242H159V241H161V240H159L158 241V239H160L159 237L158 238H156ZM180 239V238H179ZM178 239V240H179ZM186 239V238H185ZM215 239V240H216ZM219 239H217V240H219ZM55 240V241H56ZM60 240H62V239H60ZM82 240V239H81ZM118 239H116L115 240V242L117 241ZM151 240H153V239H151ZM161 241L162 243L164 242V241ZM170 240H171V238H170ZM175 240V239H174ZM173 239H172V241L173 242H176V241H174ZM199 240V239H198ZM226 240L224 241L226 244H227V242H229V240L226 242ZM234 240V239H233ZM236 240H237V244L236 245H238V238H236ZM235 240V241H236ZM242 240V239H241ZM119 241V240H118ZM124 241V240H123ZM168 241H165L166 242V244H168ZM200 241V240H199ZM205 241V240H204ZM212 240H209V242H211ZM214 241V240H213ZM220 241V240H219ZM219 241L217 242V243H219ZM121 241H119V243H120ZM150 242V241H149ZM148 242V243H149ZM153 242H154V240H153ZM156 242V244H159V243H157ZM177 242H179V241H177ZM201 242V241H200ZM230 242L231 243H235V242H232V240L230 239ZM240 242V241H239ZM103 243V242H102ZM113 243H114V241H113ZM127 243H129V241L127 242ZM162 243H160L161 245H162ZM180 243H182V242H180ZM205 243V242H204ZM203 243V245H205V246H209V245H211V244H209V245H207V243H205L204 244ZM216 243V242H215ZM215 243H213V244H215ZM225 243L223 244L224 246H225ZM231 243L229 244L230 246H231ZM243 243H244V241H243ZM47 244H49L50 245V243H47ZM125 244H126V242H125ZM151 244V243H150ZM155 244V245H156ZM160 244H159V246H160ZM164 244V243H163ZM212 244V246L214 247L215 245H216V248L215 249H218L217 248V246H219L218 244H215V245H213ZM240 244V243H239ZM242 244V243H241ZM102 245V244H101ZM120 245H122V243L120 244ZM119 245V247H123V245L122 246H120ZM132 245V244H131ZM165 245V244H164ZM182 245V244H181ZM221 245H222V243H221ZM235 245V244H234ZM235 245V246H236ZM51 246V245H50ZM105 246V245H104ZM117 246V245H116ZM130 246V245H129ZM134 246H136V245H134ZM154 246V245H153ZM158 246V247H159ZM169 246V247H168ZM230 246H225V248H227V247H230ZM235 246L233 247V248H235ZM240 246V245H239ZM238 246V247H239ZM133 247V246H132ZM213 247H212V250H213V252H214V249H213ZM221 247H223V246H221ZM238 247H236V248H238ZM54 248L56 249V251H58V253L55 255V259L54 260H56L58 263H60V264H65L64 262H66V260H64V258H62V253H67V251H68V247H67V245L65 244V241H63V242H58V240H57V242H54ZM107 248V247H106ZM182 248V252L184 251V249H183V247H181ZM224 247H223V250L225 249ZM235 248V249H236ZM124 249V248H123ZM139 249V248H138ZM139 249V250H140ZM208 249L209 250H211V248H209L208 247ZM222 249V248H221ZM231 250H232V248H231ZM237 250V249H236ZM235 250V251H236ZM106 251V250H105ZM113 251V250H112ZM111 250H108V252L109 253H113ZM124 251V250H123ZM216 251V250H215ZM220 251L221 250H219V253H220ZM224 251H227L226 249L224 250ZM223 251V252H224ZM229 251V250H228ZM235 251L233 250L232 252L235 254ZM238 251V250H237ZM140 252V251H139ZM139 252H137V253H139ZM222 252V251H221ZM95 253H96V255H95ZM105 253V252H104ZM107 253V252H106ZM116 253V252H115ZM119 253V252H118ZM136 253V252H135ZM217 253H218V250H217ZM216 253V254H217ZM227 253H229V252H227ZM114 254V253H113ZM117 254V253H116ZM115 254V255H116ZM121 254V253H120ZM124 254V253H123ZM125 254H127V252L125 253ZM144 254V255H145ZM205 254H208L209 255V253H205ZM222 255H223V253H221ZM221 254H218V255H220L221 256ZM230 254V253H229ZM237 254V253H236ZM106 255V254H105ZM108 255V254H107ZM106 255V256H107ZM110 255H112V254H110ZM110 255H108V256H110ZM141 255H143V254H141ZM182 255V254H181ZM184 255V254H183ZM233 254L231 253V255H229V256H232ZM238 255V254H237ZM237 255H233L232 256V259H233V257L234 258H236V256ZM96 256H98V258H94V257H96ZM105 256V257H106ZM118 256V255H117ZM127 256H128V254H127ZM209 256H212V255H209ZM209 256H207L206 255V257H208V260H211L212 258L211 257H209ZM226 256H228L227 254H226ZM240 256V255H239ZM239 256H237V258L239 257ZM104 257V256H103ZM112 257V256H111ZM114 257V256H113ZM113 257H112V259H113ZM119 257V256H118ZM117 257V258H118ZM122 257V256H121ZM130 257V256H129ZM150 257V258H151ZM188 257V256H187ZM213 257V256H212ZM222 257V256H221ZM258 257H259V255H258ZM261 257V256H260ZM259 257V258H260ZM109 258V257H108ZM115 258H116V256H115ZM131 258V257H130ZM133 259H134V257H132ZM224 258V257H223ZM226 259L225 260H223V261H225V263H223V264H226V260L228 259V257H225ZM235 259L234 260V263L235 264H238V259ZM240 258L242 259L241 261H243V257L242 256H240ZM263 258V257H262ZM261 258V259H262ZM103 259V258H102ZM106 259V258H105ZM110 259V258H109ZM122 259V258H121ZM136 259V258H135ZM135 259L133 260V261H135ZM141 259V258H140ZM185 259H187V258H185ZM190 259V258H189ZM219 258H216L215 260H218ZM247 259V258H246ZM245 258H244V263H245V261L247 262V260H246ZM258 259V258H257ZM264 259V258H263ZM78 260V259H77ZM108 260V259H107ZM113 260H115V259H113ZM130 260V259H129ZM144 260V259H143ZM150 260V259H149ZM214 260V258L212 259V261ZM214 260V261H215ZM220 260V259H219ZM222 260L221 261H219V262H221V264H222ZM260 260V259H259ZM108 261H110V260H108ZM112 261V260H111ZM152 261V260H151ZM182 261V260H181ZM185 261V260H184ZM211 261V262H212ZM228 261H231L232 262V260L231 259H228ZM238 261V262H237ZM264 261V260H263ZM101 262H102V260H101ZM114 262V264H115V261H113ZM126 262H127V260H126ZM136 262V261H135ZM143 262V261H142ZM237 262V263H236ZM260 262H262V260L260 261ZM80 263V262H79ZM140 263H141V261H140ZM154 263V262H153ZM157 263V262H156ZM155 263V264H156ZM183 263H185V262H183ZM187 263V262H186ZM213 263H215V262H213ZM216 263L218 264V262L216 261ZM233 263V264H234ZM243 263V262H242ZM243 263V264H244ZM257 263H259V261H257ZM256 263V264H257ZM105 264H107V263H105ZM112 264V263H111ZM133 264V263H132ZM145 264V263H144ZM188 264V263H187ZM228 264V263H227ZM231 264V263H230ZM239 264H241L240 262H239ZM246 264V263H245ZM249 264V263H248ZM261 264H263V262L261 263Z\"/></svg>", "mask_w": 264, "mask_h": 264}]
</instances>
